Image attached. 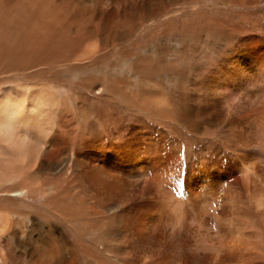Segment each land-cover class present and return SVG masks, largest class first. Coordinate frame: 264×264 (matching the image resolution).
<instances>
[{"label":"bare ground","instance_id":"1","mask_svg":"<svg viewBox=\"0 0 264 264\" xmlns=\"http://www.w3.org/2000/svg\"><path fill=\"white\" fill-rule=\"evenodd\" d=\"M26 1L9 4L0 26V240L20 243L26 230L15 218L22 216L42 236L32 264H264V36L226 50L204 95L176 105L163 103L158 91L151 99L83 79L73 93L94 125L80 132L67 105L50 119L44 90L60 75H85V60L97 72L98 31L69 22L116 0H70L69 13L67 0ZM187 2L193 7L173 15V6ZM202 4L149 0L140 11L149 22L170 16L161 21L189 31L199 25ZM208 5L213 39L216 27L240 31L264 18V0ZM89 231L98 232V251L83 245ZM0 261H8L2 252Z\"/></svg>","mask_w":264,"mask_h":264},{"label":"rangeland","instance_id":"2","mask_svg":"<svg viewBox=\"0 0 264 264\" xmlns=\"http://www.w3.org/2000/svg\"><path fill=\"white\" fill-rule=\"evenodd\" d=\"M16 1L17 0L3 1L0 26L3 24L4 18L8 16L7 13H10L8 5ZM35 1L37 2V0ZM45 1L46 0L40 1L37 4H44ZM67 1L69 2L70 0ZM92 1L94 0H79L84 6L90 5ZM148 1L149 0H116L115 2L117 4L112 3L110 7L100 13L94 10L90 12V14L82 16V19H71L69 22L70 26L74 23L76 28L79 26V29L86 28L98 31L99 52L94 62L97 72L93 69L90 71V61L85 60L81 63L82 67L88 68L85 75L78 73L65 76L60 75L57 78L58 82H55L56 85L47 82V89L44 90V92L47 94V115L51 120L56 117V108L61 107L59 108L60 112L70 107L72 109V114H75L79 119L75 127L78 128L80 132L90 130V127L94 124H88L90 123L89 121H91L90 117L88 118L86 115L83 116L82 112L78 111L79 100L77 95L73 93V89H75L83 79L86 80L92 77H95V81L101 82L100 85H121L129 90L131 89L134 96L146 91L144 93L147 94V97L154 99L152 94L154 91H158L156 94H158L160 98H163V103L169 105H176L188 98L204 95L203 87L209 82L208 76L211 67L215 64L217 59L220 60V57L226 50L232 49L236 44H240L244 47V45H247L246 40L250 37L257 38L259 36H264V32L262 31L264 28V18H262L252 22L248 21L241 27L240 31L233 29L235 25H230L231 29L226 28L227 24L216 27V32H218L217 36L214 39L211 38L207 32V14L209 10V5L207 7V0H204V4H202V15L198 18L200 20L199 25H195L193 29L189 31L181 29L178 32L176 28H169L167 23L162 22L169 19L170 16L162 18V21L160 20L162 24L159 20H157V22L156 20H150V22L147 20L145 16L146 12H141L140 6ZM33 3H35L33 0H27L25 5H33ZM69 3L65 6L66 9L63 10L64 12H74V4L71 2ZM219 4L220 3H218L216 8H219ZM148 5L150 6L149 3ZM185 7H193V3L187 2V4H177V6H173V15L178 17L181 12L180 9ZM32 11L33 10L29 9L27 13L31 14ZM33 12L35 13V17L41 15L39 9ZM101 13H105L104 18H100ZM124 15H126V18H124ZM94 16L98 18V20H96ZM220 17L221 16H219L218 19ZM74 29L71 31L74 32ZM38 57L39 56L36 55L33 59ZM26 65H31V63L28 62ZM8 79L7 76L2 77L4 81ZM23 79V77L18 76L10 77L8 83L11 85L17 83L24 84L22 83L24 82ZM56 86L60 88H56ZM121 104L125 105L124 100H121ZM134 137L135 135L131 133L132 140H134ZM112 143L117 144V141L114 140ZM16 222L19 224L24 223V226L20 225L26 230L25 235L19 239L20 243H16L14 246L7 241L8 239L0 240L2 241L0 243V252L8 257V261L4 264H32L30 263L31 254L33 253V255H35L36 252L39 254L42 252V247L39 249V243L37 242L38 244H36L35 242V240H39L41 243L42 236H37L35 238L31 234L29 230L31 226L30 218L25 219L22 216H18L15 218V224ZM87 233L90 234L89 236L85 234L84 237L88 239L83 240V245L86 246L87 250L98 251L101 246L96 245L98 244L96 243L97 241L93 242L96 240L95 238L99 237L98 232L89 231ZM70 234L72 236L69 238L74 240L73 236L75 235L73 233ZM91 238H93V240H91ZM59 246L64 245L60 244ZM63 251H66V249L64 248ZM0 264L3 263L0 261ZM64 264L72 263L67 260ZM77 264L96 263L92 261V259H85V261L81 259Z\"/></svg>","mask_w":264,"mask_h":264}]
</instances>
